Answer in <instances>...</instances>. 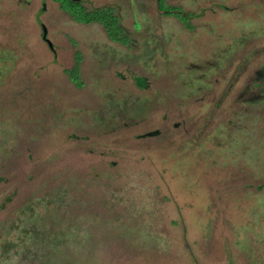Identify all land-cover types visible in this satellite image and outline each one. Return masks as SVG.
I'll use <instances>...</instances> for the list:
<instances>
[{"label": "rangeland", "instance_id": "rangeland-1", "mask_svg": "<svg viewBox=\"0 0 264 264\" xmlns=\"http://www.w3.org/2000/svg\"><path fill=\"white\" fill-rule=\"evenodd\" d=\"M79 3L0 0V264H264V0Z\"/></svg>", "mask_w": 264, "mask_h": 264}, {"label": "trees", "instance_id": "trees-1", "mask_svg": "<svg viewBox=\"0 0 264 264\" xmlns=\"http://www.w3.org/2000/svg\"><path fill=\"white\" fill-rule=\"evenodd\" d=\"M59 4V7L64 10L72 19L82 24L97 23L105 31L107 38L114 43H121L119 35L123 31L122 27L119 25L116 16H114L113 9L102 7L94 8L91 11L86 10L80 5L79 2L73 0H53ZM124 41H122L123 43ZM128 44L130 41H125ZM80 61L81 54L76 51L74 54V66L70 70H65L70 81L76 87H81L82 82L80 79Z\"/></svg>", "mask_w": 264, "mask_h": 264}, {"label": "flooded vegetation", "instance_id": "flooded-vegetation-1", "mask_svg": "<svg viewBox=\"0 0 264 264\" xmlns=\"http://www.w3.org/2000/svg\"><path fill=\"white\" fill-rule=\"evenodd\" d=\"M53 1V0H52ZM73 1H75V2H80V0H73ZM54 2V1H53ZM55 3V5L57 6V8L58 9H60V7H59V4L58 3H56V2H54ZM80 5H82L83 6V8H85L86 10H89V9H87V7L83 4V3H80ZM104 7H106V8H110V9H113V8H111V7H107V6H104ZM91 10H93V9H90V11ZM38 11H41L42 13H45V12H47V10H46V7H45V5L44 4H42L41 5V7H39V9H38ZM113 11H114V9H113ZM64 15H67L68 17H69V19L71 20V22L73 23V24H75V25H84V26H88V25H93V24H97V23H90V24H81V23H79V22H75L66 12H62ZM114 15L115 16H117L116 14H115V11H114ZM120 20V19H119ZM120 23H121V21H120ZM44 25V24H43ZM97 25H99V24H97ZM120 25V24H119ZM121 26V25H120ZM43 28H46L45 27V25L43 26ZM124 30V29H123ZM42 34V33H41ZM46 36H47V34H46ZM41 39H42V37H41ZM130 39V38H129ZM43 40V39H42ZM45 43H46V40H43ZM131 41V40H130ZM47 44V43H46ZM47 46H48V44H47ZM50 50H52L53 48L51 47V48H49Z\"/></svg>", "mask_w": 264, "mask_h": 264}, {"label": "water", "instance_id": "water-1", "mask_svg": "<svg viewBox=\"0 0 264 264\" xmlns=\"http://www.w3.org/2000/svg\"><path fill=\"white\" fill-rule=\"evenodd\" d=\"M42 39H43V40H46V43L48 44V46H49L50 48L52 47L50 41H48L47 38H46V30H43V33H42Z\"/></svg>", "mask_w": 264, "mask_h": 264}]
</instances>
